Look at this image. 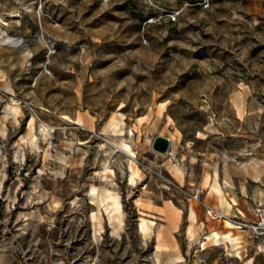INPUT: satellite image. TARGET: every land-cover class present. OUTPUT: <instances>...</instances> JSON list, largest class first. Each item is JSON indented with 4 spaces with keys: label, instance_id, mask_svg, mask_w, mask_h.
Wrapping results in <instances>:
<instances>
[{
    "label": "rangeland",
    "instance_id": "obj_1",
    "mask_svg": "<svg viewBox=\"0 0 264 264\" xmlns=\"http://www.w3.org/2000/svg\"><path fill=\"white\" fill-rule=\"evenodd\" d=\"M0 30V264H194L153 211L207 173L264 251V0H0Z\"/></svg>",
    "mask_w": 264,
    "mask_h": 264
},
{
    "label": "crops",
    "instance_id": "obj_2",
    "mask_svg": "<svg viewBox=\"0 0 264 264\" xmlns=\"http://www.w3.org/2000/svg\"><path fill=\"white\" fill-rule=\"evenodd\" d=\"M206 165L208 168V156ZM178 166L179 164L174 163L172 169L177 173L176 179L182 185L185 177L180 173L181 167ZM199 184L204 186L195 190L201 191L205 204L216 208L221 205L223 210L230 211L224 204L221 192L215 190L213 193L208 190V173ZM178 200L180 201L179 198L168 199L153 211L164 218L163 225L168 229L164 230V233L168 234V242L156 237V245L158 246V241L161 240L162 244L166 245L164 250L181 254L176 261L183 262L180 260L182 257L192 255L194 264H202L204 258L208 260H205V264H257L259 259L264 258L261 247L253 244L250 230L238 228L226 219L209 218L205 205L199 201L187 198L186 203L179 204Z\"/></svg>",
    "mask_w": 264,
    "mask_h": 264
},
{
    "label": "bare ground",
    "instance_id": "obj_3",
    "mask_svg": "<svg viewBox=\"0 0 264 264\" xmlns=\"http://www.w3.org/2000/svg\"><path fill=\"white\" fill-rule=\"evenodd\" d=\"M1 22H4V21H1ZM0 40L2 42H5V41L9 42V39L7 38V36H5L4 32H2L1 30H0ZM62 118L66 119L68 121L75 122L76 124L77 123L80 124V121L71 120V117H69L67 115H63ZM170 140H171V137H170ZM109 144L112 145L116 151L125 152L129 156V158H131V162L134 161L133 159L136 157V153L133 151V149L131 148L130 145H128L126 143L118 144V143H114V142H109ZM137 175H138L137 171L133 168V166H131V178L130 179H131L132 183H133V181H135ZM215 188L217 191L221 192V190L218 187L215 186ZM91 191L96 192L97 190L95 187H92ZM103 195L109 200V207L111 208V210L114 213V218L118 221L117 227L121 228L122 216H121V207H120L119 200L114 196V194L110 190L103 191ZM224 204L226 206H228L225 201H224ZM93 217L95 218V216H93ZM144 229H147L146 233L148 235L151 234V226H148L147 223L142 220L141 230H144Z\"/></svg>",
    "mask_w": 264,
    "mask_h": 264
},
{
    "label": "built area",
    "instance_id": "obj_4",
    "mask_svg": "<svg viewBox=\"0 0 264 264\" xmlns=\"http://www.w3.org/2000/svg\"><path fill=\"white\" fill-rule=\"evenodd\" d=\"M168 153H170V154L172 153L170 149H169ZM190 198L193 200L202 202L205 205L207 215L211 219H215V220L228 219L239 228H252L254 230H257L258 227L260 228V226H261V224L259 226L250 225L243 219V216H242V218H240L239 216L230 217L227 214H225L222 210L216 209L210 205L205 204L203 201H201L199 192L191 193ZM239 213H241V212H239ZM241 215H242V213H241Z\"/></svg>",
    "mask_w": 264,
    "mask_h": 264
},
{
    "label": "water",
    "instance_id": "obj_5",
    "mask_svg": "<svg viewBox=\"0 0 264 264\" xmlns=\"http://www.w3.org/2000/svg\"><path fill=\"white\" fill-rule=\"evenodd\" d=\"M171 140L169 137L158 135L154 138L152 148L154 151L165 154L169 151Z\"/></svg>",
    "mask_w": 264,
    "mask_h": 264
}]
</instances>
